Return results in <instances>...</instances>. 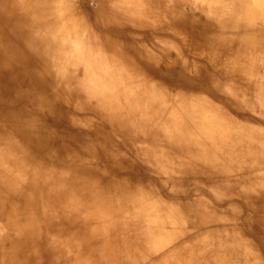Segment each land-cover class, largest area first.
<instances>
[{
	"label": "bare ground",
	"instance_id": "1",
	"mask_svg": "<svg viewBox=\"0 0 264 264\" xmlns=\"http://www.w3.org/2000/svg\"><path fill=\"white\" fill-rule=\"evenodd\" d=\"M260 252L264 0H0V264Z\"/></svg>",
	"mask_w": 264,
	"mask_h": 264
},
{
	"label": "rangeland",
	"instance_id": "2",
	"mask_svg": "<svg viewBox=\"0 0 264 264\" xmlns=\"http://www.w3.org/2000/svg\"><path fill=\"white\" fill-rule=\"evenodd\" d=\"M91 6L94 7V3L91 4ZM84 144V145H83ZM72 146H74L80 153V155H82L83 157L87 158L90 162H99L97 159H95L94 157V149L93 147L91 146V144H89L88 142H85V141H82L81 143L77 142V143H72ZM87 147V149H86ZM93 150V151H92ZM92 152V153H91ZM42 157V156H41ZM90 157V158H89ZM43 159H45L47 162L49 163H53V164H57L58 166H62L65 164L64 162V158L62 157H59V156H54L51 154V156L47 157V156H43L42 157ZM93 160V161H92ZM97 160V161H96ZM70 161V160H69ZM148 179H150L148 177ZM149 185H153V184H150L148 183ZM154 187V186H153ZM157 189V188H156ZM162 194V193H161ZM163 195V194H162ZM208 201V204L213 207L214 204L213 202L209 199V198H204ZM260 255H261V258L264 259V255L261 254L260 252Z\"/></svg>",
	"mask_w": 264,
	"mask_h": 264
}]
</instances>
